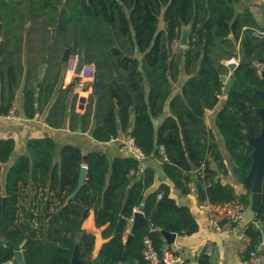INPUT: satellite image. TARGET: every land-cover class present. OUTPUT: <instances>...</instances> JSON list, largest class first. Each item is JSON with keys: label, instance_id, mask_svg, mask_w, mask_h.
I'll return each instance as SVG.
<instances>
[{"label": "trees", "instance_id": "obj_1", "mask_svg": "<svg viewBox=\"0 0 264 264\" xmlns=\"http://www.w3.org/2000/svg\"><path fill=\"white\" fill-rule=\"evenodd\" d=\"M241 1L0 0V115L8 114L22 90L24 117L47 110L51 128L68 121L70 131H90L98 143L130 133L182 194L194 184L200 201L238 200L248 208L250 193L238 194L224 181L229 171L206 123L220 101L222 80L230 75L215 125L239 174L247 177L255 151L249 140L263 128L264 76L258 64L264 50L253 13L236 10ZM189 24V44L182 47V27ZM71 45L72 54L95 67L84 113L76 111L78 79L63 87L62 55ZM232 56L239 57L234 71L225 64ZM17 147L14 138H0V236L3 198L11 192L0 264L15 263L6 242L19 245L17 236L29 239L23 248L26 264H72L75 253L83 264H149L145 237L161 249L163 232L190 236L199 230L169 183L153 189V166L143 168L133 157H110L98 149L84 153L79 145L60 146L50 136L30 138L16 156ZM83 166L85 179L71 197ZM136 207L143 218L126 241L123 232ZM91 208L106 238L97 253L95 234L79 222ZM255 220L264 221V178ZM247 234L249 254L261 235L254 226ZM203 258L208 259L201 255V264H208Z\"/></svg>", "mask_w": 264, "mask_h": 264}, {"label": "crops", "instance_id": "obj_2", "mask_svg": "<svg viewBox=\"0 0 264 264\" xmlns=\"http://www.w3.org/2000/svg\"><path fill=\"white\" fill-rule=\"evenodd\" d=\"M247 9L253 13L257 23L261 27H264V0H242L236 6V10L238 12H242ZM70 74H72V72H68V74L65 73L63 87H66L74 81ZM67 75H69L71 79H69ZM176 87L178 88L179 84H176ZM74 92L79 96V91L76 87L74 88ZM87 103L88 98L83 104L84 109H81L78 99L76 111L84 113ZM223 103L224 96L220 98L217 106L207 113L206 123L212 129L214 135L219 141L224 161L229 171V174L224 178V181L231 183L238 194L247 192L250 193L251 205L247 208L246 216L242 221L231 224L229 230L224 233H220L211 227L209 222V210L211 204L198 199L196 186L194 184L191 186L190 193L184 195L181 191L175 188L173 184H171L169 179L164 177V174L161 172V162L159 160L155 158H146L142 162L143 168L146 166H153L156 168L157 173L153 189L157 188L162 182L169 183L172 189V196L176 198L179 204L189 206L199 223V230L196 233L190 236H179L175 233L176 237L172 243H168L165 234H162L164 243L170 245L176 250V252L180 253L184 257V260L188 261L190 264H201L200 256L203 254L208 257V259L203 258L204 262L208 264H249L248 248L251 243V237L247 234V230L250 226H254L259 230L261 235L260 240L264 241V221L255 220L256 211L253 209L255 194H260L261 182L264 177V132L259 138H251L249 140L250 144H252L255 148L254 164L250 175L247 178H242L237 170V167L232 162V159L230 158L215 125L216 115L222 108ZM22 106L23 93L22 90H20L17 93L16 99L12 102L9 110L10 112L15 109L16 117L7 118L6 115H0V138H14L17 141L18 152L16 155L24 151L26 142L30 138L50 136L53 137L60 146L65 143L79 145L84 153L90 149H98L104 151L110 157L118 155L127 156L125 151L122 149L121 144L124 135H121L116 140H112L108 143H98L92 138L90 131L86 133H82L80 131H70L68 128V121L66 122L65 127L60 129L51 128L47 123V110L41 114H37V116L33 119L26 118L23 115ZM77 108H79V110ZM17 111L19 114H17ZM79 222L82 224L83 228L95 234V253H97L106 238L102 235V228H99L96 225L93 208L89 210L88 216L86 218L82 217ZM207 247H211L212 249L210 255L205 253ZM72 264L82 263L74 259Z\"/></svg>", "mask_w": 264, "mask_h": 264}, {"label": "built area", "instance_id": "obj_3", "mask_svg": "<svg viewBox=\"0 0 264 264\" xmlns=\"http://www.w3.org/2000/svg\"><path fill=\"white\" fill-rule=\"evenodd\" d=\"M264 37V33L259 32ZM79 62V56L77 54H70L66 73L72 72L73 79L80 80V85H84L86 80H90L93 82L95 77V67L93 64L83 63L80 69V72L77 74L76 68ZM239 63V57L232 56L225 60L226 65ZM259 73L262 74L264 72V61L258 64ZM231 76H227L222 80V92L219 95V100L222 96H224L228 80ZM86 89V88H85ZM7 118H15L16 113L15 109L11 110L7 115ZM116 140V139H115ZM122 149L125 151L127 156L133 157L137 159L140 163H142L147 157L142 152V150L136 144L135 138L132 134L127 133L124 135L123 140L121 141ZM163 152V148L160 149ZM246 206L238 200L230 201L223 205L211 204L209 210V222L211 227L219 231L220 233H224L230 229L231 224L238 223L242 221L246 216ZM142 213L139 208L133 209V214L131 217L127 219V225L123 232V238L126 240L129 235L132 233L133 224L135 221V217L137 213ZM211 247H207L205 253L207 255L211 254ZM144 259L149 264H182L185 260L184 257L176 252L170 245L164 244L161 249H157L152 240L149 237L144 238V249H143ZM249 264H264V241L260 240L259 243L250 251ZM9 264H15L10 261Z\"/></svg>", "mask_w": 264, "mask_h": 264}, {"label": "water", "instance_id": "obj_4", "mask_svg": "<svg viewBox=\"0 0 264 264\" xmlns=\"http://www.w3.org/2000/svg\"><path fill=\"white\" fill-rule=\"evenodd\" d=\"M260 31L262 33H264V27H261ZM190 33H191V24L182 27L181 37H180V40H179V43H180V45L182 47H187L188 46ZM261 44H262V48L264 50V37H263V40H262ZM72 51H73V45H71L70 47H67V48L64 49L63 55H62V60L65 63L68 62L69 56L72 53ZM263 61H264V59H263ZM83 63H84V59L82 57H80L78 65H77V68H76V71H75L77 74L80 72V69H81V66H82ZM236 67H237L236 64H230L229 65V68H230L231 71H234L236 69ZM262 76H264V72L262 73ZM231 84H232V78H229L228 84H227V87H226V90H225L226 94L230 91ZM87 89L88 88H86L85 91H87ZM98 91H99V84L97 83L96 87H95V93L97 94ZM125 95L127 97L128 103L131 104L132 103L131 96L126 91H125ZM262 96H263V100H264V92L262 93ZM86 99H87V97H85V96H80L79 97V103H80V108L81 109H84V105L83 104L86 102ZM259 113H260L261 118L263 120V128H262V132L260 134V136H261L263 134V132H264V118H263L264 117V106H263V108L261 110H259ZM259 137H257V138H259ZM252 139H256V138H252ZM254 154H255V151H254ZM254 154H253V157H254ZM253 164H254V162H253ZM86 173H87V167L83 166L81 168V172H80V176H79L78 188L74 191L75 194H77V190L82 186L83 181H84L85 176H86ZM247 177H242V178H247ZM261 188H262V182H261ZM260 198H261V192H260V194H258V193L255 194L254 204H253V209L255 211L258 208V205H259V202H260ZM8 201H9L8 197H4L3 198V222H2V228H1V236H0L1 238H4V229H5V225H6V221H7V217H8ZM142 218H143V213L140 212V213L136 214L135 221H134V224H133L132 233H131V235H129L128 241L132 238L133 233L137 229V227H138L140 221L142 220ZM163 233L165 234L168 243H172L175 240V237H176L175 233H171V232H163ZM6 245L10 246L15 251V258H14L15 264H26L25 258H24V251H23V248L26 245V241H22L17 246L12 244L10 241H7ZM74 259L80 261L83 264V261L79 260L77 258L76 253L73 256L72 263H73Z\"/></svg>", "mask_w": 264, "mask_h": 264}, {"label": "rangeland", "instance_id": "obj_5", "mask_svg": "<svg viewBox=\"0 0 264 264\" xmlns=\"http://www.w3.org/2000/svg\"><path fill=\"white\" fill-rule=\"evenodd\" d=\"M70 76H72V74H70ZM69 75H67V77L69 78V79H71V77H70ZM75 80V79H74ZM80 80L78 81V88H77V90L79 91L78 93H79V96H85V97H87V98H89V95L94 91V88L93 87H90V85L92 84V81H90V80H86V82L84 83V85L82 86V85H80ZM85 88H88L87 89V91H85ZM78 110H79V108H77ZM219 135H220V133H219ZM220 137H221V135H220ZM222 139V138H221ZM222 142H223V139H222ZM17 156V155H16ZM8 196H9V208H8V210L9 209H11V207H10V205H11V192L8 194ZM10 234V233H9ZM19 239H21V241H28L29 239H24L23 237H21V236H17ZM38 241H40V239L38 240Z\"/></svg>", "mask_w": 264, "mask_h": 264}, {"label": "bare ground", "instance_id": "obj_6", "mask_svg": "<svg viewBox=\"0 0 264 264\" xmlns=\"http://www.w3.org/2000/svg\"><path fill=\"white\" fill-rule=\"evenodd\" d=\"M74 195H75V192L71 195V197H73ZM71 197H70V198H71Z\"/></svg>", "mask_w": 264, "mask_h": 264}]
</instances>
